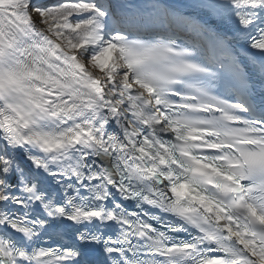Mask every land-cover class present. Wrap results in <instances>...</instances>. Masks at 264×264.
<instances>
[{
	"label": "snow or ice",
	"instance_id": "obj_1",
	"mask_svg": "<svg viewBox=\"0 0 264 264\" xmlns=\"http://www.w3.org/2000/svg\"><path fill=\"white\" fill-rule=\"evenodd\" d=\"M0 264H264V0H0Z\"/></svg>",
	"mask_w": 264,
	"mask_h": 264
}]
</instances>
